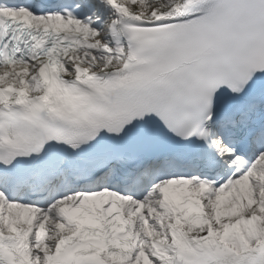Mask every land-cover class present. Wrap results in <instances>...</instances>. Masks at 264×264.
<instances>
[{"label":"snow or ice","instance_id":"1","mask_svg":"<svg viewBox=\"0 0 264 264\" xmlns=\"http://www.w3.org/2000/svg\"><path fill=\"white\" fill-rule=\"evenodd\" d=\"M0 264H264V0H0Z\"/></svg>","mask_w":264,"mask_h":264}]
</instances>
